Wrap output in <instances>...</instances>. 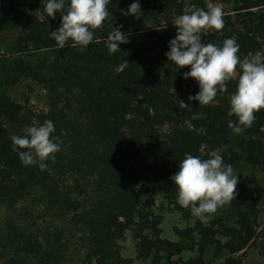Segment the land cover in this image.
Instances as JSON below:
<instances>
[{
    "label": "trees",
    "instance_id": "1",
    "mask_svg": "<svg viewBox=\"0 0 264 264\" xmlns=\"http://www.w3.org/2000/svg\"><path fill=\"white\" fill-rule=\"evenodd\" d=\"M133 2L110 0L108 16L93 30V42L83 48L68 44L63 48L67 58L60 68L63 82H72L84 68L103 71L92 95L93 112L99 135L109 145L113 186L91 214L97 219L90 228L89 257L93 264H131L133 259L121 255L120 245L129 233L134 260L146 264H206L203 256L213 245L226 253L217 264H242L238 253L252 243L258 207L264 203V109L254 113L250 127L242 128L235 149L220 151L233 134L227 121L236 119L228 115L229 102L220 95L235 91L236 78L225 82L227 90L218 92L214 103L199 106L189 101L188 97L198 91L192 78H182L189 67L178 70L165 57L168 42L176 35L174 18L184 14L181 1L139 0V15H122L121 9L126 10ZM232 2V11L223 17V28L203 32L201 41L219 46L226 38H233L243 58L264 49V0ZM38 6V12H33L23 0H0V16L18 23L15 46L20 51L57 48L49 33L58 28L60 13L51 19L42 12L41 0ZM111 26H120L130 42L109 55L105 40ZM125 60L129 62L127 67L114 72ZM180 101L190 105L191 111L180 108ZM36 119L38 125L46 120ZM34 121L21 104L0 98V200L24 190L22 178L34 176V165L21 164L19 149L11 141L13 135H23L25 127L36 126ZM212 150L222 155L224 163L231 164L233 172L241 164L261 169L263 184L252 179L247 186L238 180L234 198L217 209L221 213L229 209L227 223L220 218L196 220L193 226L173 228L177 241L162 237V216L154 212L152 197L141 201L139 187L161 183L160 192L167 204L189 217L190 209L177 203L176 189L169 178L186 153L208 158ZM219 237L224 239L222 244ZM194 249L196 257L175 258Z\"/></svg>",
    "mask_w": 264,
    "mask_h": 264
},
{
    "label": "rangeland",
    "instance_id": "2",
    "mask_svg": "<svg viewBox=\"0 0 264 264\" xmlns=\"http://www.w3.org/2000/svg\"><path fill=\"white\" fill-rule=\"evenodd\" d=\"M180 1L184 13L192 6L206 9L207 0ZM38 2L23 0L33 12H38ZM213 2L222 7L223 17L233 9L232 0ZM18 28L11 17L0 16V98L21 104L36 126L37 117L51 120L55 128L52 135L59 139L61 150L54 162L45 161V170L34 165V176L22 178L24 190L0 200V264H93L90 228L97 218L91 214L113 186L109 145L99 135L93 112L92 95L103 71L84 68L75 80L63 82L60 68L67 61L63 49L20 51L15 46ZM221 96L229 102L230 95ZM239 138L240 133H233L220 151L235 149ZM234 174L247 186L252 179L263 184L259 168L241 164ZM161 187V183L142 185L139 196L142 202L148 196L153 198V210L162 216L161 236L177 241L174 227H190L200 219L192 214L185 218L175 211L164 200ZM206 215L202 222L220 218L227 223L229 209ZM254 230L252 243L238 253L242 264H264V203L259 204ZM218 241L222 244L224 239L219 237ZM120 245L121 255L133 259L131 264H146L134 260L129 233ZM196 255L194 249L175 258L187 260ZM225 255V250L213 245L203 258L206 264H217Z\"/></svg>",
    "mask_w": 264,
    "mask_h": 264
},
{
    "label": "clouds",
    "instance_id": "3",
    "mask_svg": "<svg viewBox=\"0 0 264 264\" xmlns=\"http://www.w3.org/2000/svg\"><path fill=\"white\" fill-rule=\"evenodd\" d=\"M110 0H41L42 12L55 19L60 13V24L49 33L50 39L59 49L87 47L93 42V30L102 26L108 16L106 6ZM140 12L139 0H134L122 15L137 16ZM176 35L168 42L166 60L178 70L189 67L182 78H192L198 85L195 95L189 101L199 106L214 103L217 93L227 90L226 81L236 78L235 91L229 97L227 128L240 133L243 127H250L254 113L264 109V49L249 53L241 58L239 45L233 38H226L221 45L201 41V34L209 30L223 28V11L219 4L207 0L206 9L190 7L184 14L174 18L172 23ZM120 26L112 27L105 40L109 55L119 50V45L129 43ZM129 62L119 63L113 70L122 72ZM180 108L191 111L190 105L180 101ZM193 118H197L195 115ZM54 123L45 120L38 126H27L23 135H13L12 144L18 151V159L24 166L37 165L45 170V161H55V154L61 150L59 139L54 133ZM208 158L186 153L178 163L175 173L169 178L176 189L177 203L201 221L234 198L238 175L231 164L223 161L222 155L212 150Z\"/></svg>",
    "mask_w": 264,
    "mask_h": 264
}]
</instances>
